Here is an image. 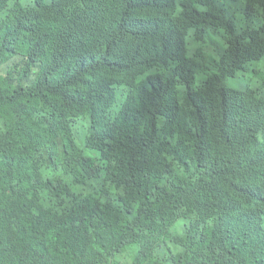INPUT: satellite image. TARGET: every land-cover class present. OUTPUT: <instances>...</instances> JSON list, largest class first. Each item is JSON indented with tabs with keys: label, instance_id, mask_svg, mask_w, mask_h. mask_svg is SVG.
Returning <instances> with one entry per match:
<instances>
[{
	"label": "trees",
	"instance_id": "16d2710c",
	"mask_svg": "<svg viewBox=\"0 0 264 264\" xmlns=\"http://www.w3.org/2000/svg\"><path fill=\"white\" fill-rule=\"evenodd\" d=\"M4 65L0 264H264V0H0Z\"/></svg>",
	"mask_w": 264,
	"mask_h": 264
},
{
	"label": "rangeland",
	"instance_id": "374dc122",
	"mask_svg": "<svg viewBox=\"0 0 264 264\" xmlns=\"http://www.w3.org/2000/svg\"><path fill=\"white\" fill-rule=\"evenodd\" d=\"M20 1L24 6H32L35 3V0H18ZM182 0H177L178 3H180ZM16 61V60H15ZM8 65H4L1 67V72H6L8 69ZM232 79H228V84L232 86ZM86 153L91 155L92 157H97L99 155L98 151L92 150V149H86ZM182 220L179 221L181 223ZM139 244H132L128 246L123 253L118 254L115 259L113 260V264H133V261L135 257L138 254L139 251Z\"/></svg>",
	"mask_w": 264,
	"mask_h": 264
}]
</instances>
